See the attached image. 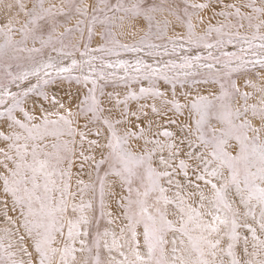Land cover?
Returning a JSON list of instances; mask_svg holds the SVG:
<instances>
[{
    "label": "snow or ice",
    "instance_id": "6c2138e0",
    "mask_svg": "<svg viewBox=\"0 0 264 264\" xmlns=\"http://www.w3.org/2000/svg\"><path fill=\"white\" fill-rule=\"evenodd\" d=\"M0 264H264V0H0Z\"/></svg>",
    "mask_w": 264,
    "mask_h": 264
}]
</instances>
